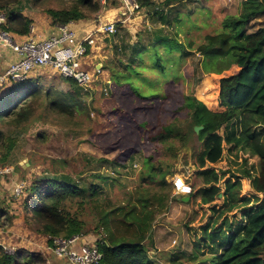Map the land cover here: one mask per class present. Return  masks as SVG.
I'll return each mask as SVG.
<instances>
[{
    "label": "trees",
    "instance_id": "1",
    "mask_svg": "<svg viewBox=\"0 0 264 264\" xmlns=\"http://www.w3.org/2000/svg\"><path fill=\"white\" fill-rule=\"evenodd\" d=\"M136 1L139 7L137 12L151 4V0ZM70 2L66 7L44 10L51 25L87 22L99 12L118 10L121 6L119 0ZM235 2L238 7L236 15L226 16L220 30L206 35L196 48L191 43L186 46L179 43L176 34L171 36L162 31L155 32L153 40L128 46L129 54L125 60H119L123 74L111 72L114 84L111 81L110 84L113 88H116L114 85L125 86L142 104L133 106L134 111L150 109L158 116L154 125L148 126L146 122L138 125V128L144 140L162 151L164 159L158 162L153 160L154 156L144 159L143 173L137 187L127 192L121 201L111 202L95 183L81 185L68 175L55 172L51 177H35L24 185L19 197H10V201L3 205L0 228L6 232L21 212L27 232L46 238L49 249L53 247L55 239L68 240L74 236L93 234L96 237L95 246L101 254L99 264H153L144 242L150 234L155 216L165 212L173 201L183 202V197L188 198L185 204L198 201L202 206L212 204L221 195V210H212L216 214L214 224L208 223L202 228L205 236L201 239L207 238L210 243L202 246L209 252V264H264V23L254 31L247 29L252 20L264 16V0ZM23 10L21 0H0V15L5 19L4 23H0V32L18 37L28 36L32 21L23 15ZM151 17H155L162 27H172L167 14L161 10L154 9ZM179 21L175 20V23ZM113 35L110 37H115ZM172 50L177 53L179 61L185 60L191 50L199 55L195 70L216 77V100L222 111H211L195 97L184 94H179L178 105H172L167 102L168 94L156 91L146 95L134 86L150 81L141 73L146 69L153 73L170 69L168 65ZM61 80L67 82L72 91L43 90L38 81L30 78L6 82L1 86L0 168L10 167L8 161L16 143L3 131V126L7 125L14 132L23 134L28 131L29 123L41 108L68 116L83 111L79 99L81 89L73 80ZM154 83L158 84V81ZM155 99L157 103L153 104ZM163 115L167 116L165 121L160 118ZM199 126L202 130L196 136L193 128ZM194 136L200 143L195 157V176L199 185L194 193L191 189L190 195L179 199L173 195L174 190L167 177L171 179L174 176L175 160ZM223 146H227L229 152L235 155L241 153L256 158L257 170L254 171L252 166L247 167L246 159H242L241 168L231 174L206 168V164L215 165L221 161ZM129 151H118L112 164L122 166ZM18 169L24 172L21 167ZM94 179L101 178L95 176ZM243 179L248 181L251 196L241 195ZM234 210L242 211V217L232 225L226 215ZM245 210H250L246 218L243 217ZM87 212L97 219L93 228L83 219ZM219 221V227L213 228L215 231L210 233L209 224L213 227ZM0 264L48 263L40 252L25 248L7 253L0 247Z\"/></svg>",
    "mask_w": 264,
    "mask_h": 264
},
{
    "label": "rangeland",
    "instance_id": "2",
    "mask_svg": "<svg viewBox=\"0 0 264 264\" xmlns=\"http://www.w3.org/2000/svg\"><path fill=\"white\" fill-rule=\"evenodd\" d=\"M21 2L24 6L23 15L40 28L46 27L50 21L44 13L45 9L62 8L71 3L70 0H21ZM167 3L169 6H166ZM154 9L167 14L172 27H162L155 17L152 19ZM237 10L235 0H151L150 7L142 8L129 17H118L117 9L93 15L87 22L113 23L116 35L114 34L113 38L101 37L97 41V49L93 51L94 57L85 60L84 68L87 71L93 73L98 69L100 73L97 74L98 77L90 89L81 90L79 99L83 111L80 114L73 112L68 116L41 108L29 123L26 133L14 132L7 125L2 127L3 131L16 142L8 166L12 168L17 179L10 180L11 176L0 178L3 180L0 185V210H3V205L10 201V197L17 198L12 193L15 184L25 185L35 177H51L55 173L68 175L81 185L98 184L102 194L109 201H121L127 192L140 184L144 159L154 156L155 162L163 161L164 154L156 145L144 140L138 128V125L146 122L148 126L154 125L158 116L150 109L144 112L134 111L133 106L142 104L125 86L114 85L116 88H113L111 72L123 74L124 69L119 60H125V56L129 54L128 46L131 47L139 41L153 40L155 32L162 31L171 36L176 34L179 43L185 46L191 43L193 48H196L206 35L217 33L222 20L226 16L236 15ZM175 20L180 21L175 23ZM263 23L264 16L252 20L247 29L254 31ZM0 47V51L7 50L3 44H0ZM170 55L171 63L173 61L168 65L170 69L163 73L154 71L155 76L152 71L146 69L141 73L150 81L134 86L146 95L156 91L163 95L168 94L167 102L172 105L173 103L178 105L179 94H184L195 97L211 111H222L216 100V77L203 75L199 69L195 70L199 55L191 50L182 61L177 59L175 50H172ZM30 76L38 81L43 90L51 88L61 93L72 91L68 83L65 81L63 83L62 78L50 69L32 72ZM110 81L112 84L108 87L106 82ZM155 81H158V84L154 83ZM104 88L108 90L104 91ZM156 103L155 99L153 104ZM160 118L165 121L167 116L163 115ZM223 147L221 161L215 165L206 164V168L231 174L237 168L240 169L241 160L246 159L247 167L252 166L254 171L257 170L256 158H249L241 153L235 155L229 152L227 146ZM123 149H130L129 155L122 166H115L112 160L117 152ZM199 150L200 143L194 136L179 152L174 164V176L171 178L184 181L191 187L193 193L195 187L199 185V180L195 176L197 170L195 157ZM20 167L23 173L19 171ZM95 176L101 179H94ZM171 179L167 177V181L170 182ZM251 194L248 181L243 179L241 195ZM173 195H176L175 192ZM176 196L179 199L182 197ZM219 196L212 204L202 206L198 201L193 204H185L181 200L173 201L165 212L155 216L150 234L144 242L153 264H209V252L202 246L210 243L207 238L201 239L205 236L202 228L208 223L214 224L216 214L212 210H221L223 204L222 197ZM249 211L245 210L244 218ZM241 212L234 210L227 214L229 223L232 225L237 223L242 217ZM83 219L90 228H93L97 221L95 216L88 212L83 215ZM210 224L208 227L212 233L215 231L213 228L219 227L220 221L213 227ZM9 227L13 230L12 234L0 228V243L11 249V253L26 248L31 252L42 253L46 260L55 258L46 243V238L27 232L22 223L21 212ZM7 240L11 244H8Z\"/></svg>",
    "mask_w": 264,
    "mask_h": 264
},
{
    "label": "built area",
    "instance_id": "3",
    "mask_svg": "<svg viewBox=\"0 0 264 264\" xmlns=\"http://www.w3.org/2000/svg\"><path fill=\"white\" fill-rule=\"evenodd\" d=\"M119 2L121 4L119 17H129L139 10L136 0H119ZM4 20V16L0 15V23H4ZM32 31L33 29L30 28V33ZM115 32L113 23L102 21L90 23L81 37L68 25L57 26L56 31L46 39L31 37L19 43L14 42L9 34L0 32V44L9 48L17 57L0 75V86L6 82L24 81L31 72L47 68L64 79L73 80L81 90L87 91L97 79L100 71L98 69L93 73L87 71L84 68L85 60L97 49V41L101 37H110ZM106 83L109 87L110 82ZM12 172L10 167L0 168V178ZM171 185L176 195L183 197L191 194L190 186L178 178L172 179ZM23 189L24 184H15L12 190L13 196L19 197ZM0 247L7 253L12 251L3 243H0ZM50 251L58 259L66 260L68 264H99L101 261V254L95 243H83L81 237L78 236L68 240L55 239Z\"/></svg>",
    "mask_w": 264,
    "mask_h": 264
},
{
    "label": "crops",
    "instance_id": "4",
    "mask_svg": "<svg viewBox=\"0 0 264 264\" xmlns=\"http://www.w3.org/2000/svg\"><path fill=\"white\" fill-rule=\"evenodd\" d=\"M118 12H119V9L117 10V13H116L117 16L119 17ZM87 23H89V22H81V21H79V22L70 23V24H68V26L71 27L72 29L76 30L78 36L81 37L83 35L84 30L89 27L90 23L89 24H87ZM30 28H32L33 31H32V33L29 32L28 36H25V37H18V36H14V35H10V36L13 38V41L16 42V43H19L22 40L27 39V38H31V37L32 38H37V39H46L49 35H51L52 33H54L56 31L57 26L51 25V22L49 21V24L46 27L42 26L40 28V27L36 26L34 23H32ZM92 54H90L88 56V57H90V59H92L94 57V56H92ZM16 59H17L16 55L13 52H11V50H9L8 48H7V50L0 51V75H2L5 72V70L7 69V67L9 66V64L12 63ZM90 59H88V60L90 61ZM36 71H38V70H36ZM36 71H33V72H36ZM28 78L32 79V77L30 75H29ZM0 89H1V86H0ZM9 179L10 180H15V179H17V176L15 175V173H13V175ZM1 183H3V180L0 181V185H1ZM242 196H245V195H242ZM12 231H13L12 229H7L6 232H9V233L12 234ZM17 239L18 238H16V240ZM95 240H96V237L93 236V234H88V235H85V236H81V241L83 243L92 244V243L95 242ZM7 243L11 244V242L8 241V240H7ZM18 244L21 245V243H18ZM47 263L48 264H68L66 260L58 259L56 257L52 258V260L51 259H47Z\"/></svg>",
    "mask_w": 264,
    "mask_h": 264
},
{
    "label": "water",
    "instance_id": "5",
    "mask_svg": "<svg viewBox=\"0 0 264 264\" xmlns=\"http://www.w3.org/2000/svg\"><path fill=\"white\" fill-rule=\"evenodd\" d=\"M202 130V127H194L193 128V131H194V133H195V135L197 136L198 135V133L200 132ZM24 168V167H23ZM220 197V196H219ZM182 201L183 202H187L188 201V198L187 197H183L182 198Z\"/></svg>",
    "mask_w": 264,
    "mask_h": 264
}]
</instances>
